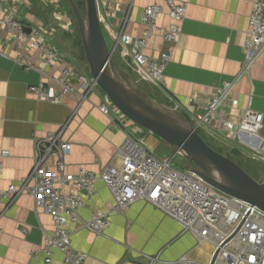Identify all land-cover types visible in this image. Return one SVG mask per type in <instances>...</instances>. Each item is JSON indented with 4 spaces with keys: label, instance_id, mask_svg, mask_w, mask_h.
<instances>
[{
    "label": "crops",
    "instance_id": "crops-1",
    "mask_svg": "<svg viewBox=\"0 0 264 264\" xmlns=\"http://www.w3.org/2000/svg\"><path fill=\"white\" fill-rule=\"evenodd\" d=\"M178 1L189 5L180 39L166 43L163 31H157L145 51L153 58L165 51L172 52V60L164 72V84L158 87L143 83V90L161 107L193 123L203 137L229 143V131L222 119L240 125L249 107L264 114V53L250 72L240 77L254 5L264 0ZM155 4L164 6L158 25L166 29L173 20L163 0H98L101 23L110 33V47L114 48L113 60L122 73L129 62L124 57L126 44L120 35L127 39L141 37L145 32L143 12ZM4 8L5 3L0 0V13ZM26 9L23 11L26 25L50 31L54 38L52 45L75 59L63 47L55 22L35 21L34 14H25ZM8 39L6 31L0 29V156L5 154L0 187L20 186L34 167L38 142L60 131L63 140L72 145L71 153L65 158L67 175H76L81 169L99 174L109 164L119 165L117 153L128 136L134 137L133 125L124 122L117 127L113 118L100 112L104 95L101 90L88 95L80 91L69 94L58 105L39 99L33 88L44 83L46 93L57 91L59 87L51 79L61 76L66 63L46 67L41 52L29 49L26 57L36 70L25 71ZM136 78L139 80L137 74ZM232 81H236L233 95L223 101L209 124L199 126L197 119L208 112L219 89ZM176 105L180 107L177 111ZM150 140L151 146H159L157 139ZM56 161L55 156L50 157L48 165L54 168ZM96 189L92 199L85 198L86 205L80 211L84 221H89L97 210L110 213L114 205L113 195L103 182L99 181ZM109 221L102 235L81 224L70 226L73 248L88 255L84 264H147L148 256L159 254L165 261L184 256L193 264L212 261L214 242L200 244L177 221L146 201L136 202L123 213L110 214ZM54 227L52 217L37 208L30 193L20 194L0 220V264H41L44 256L39 251ZM62 259L56 252L53 264H63Z\"/></svg>",
    "mask_w": 264,
    "mask_h": 264
},
{
    "label": "built area",
    "instance_id": "built-area-1",
    "mask_svg": "<svg viewBox=\"0 0 264 264\" xmlns=\"http://www.w3.org/2000/svg\"><path fill=\"white\" fill-rule=\"evenodd\" d=\"M1 1L5 3V8L0 13V29L6 31L8 40L15 46L17 62L25 71L36 70L26 57L29 49L41 52L46 67L66 63L61 76L51 79L58 85L57 91L46 93L44 83L33 88L39 99L58 105L69 94L80 91L88 95L100 90L90 73L84 71L76 59L52 45L54 38L50 31L26 25L23 11L30 3L28 0ZM163 2L173 20L168 28L159 27L158 21L165 9L155 4L143 12L145 32L141 37L127 39L124 34L120 35L126 44L124 57L134 65L139 82L158 87L164 84V72L172 60V52L165 51L158 58H153L145 51L157 31H163L166 43H176L180 39L189 6L178 0ZM263 53L264 1H260L254 5L250 18L240 77L250 72ZM235 84L236 81L227 82L219 89V95L209 105L208 112L197 119L199 126L210 123L223 101L233 95ZM175 108L177 111L180 107L176 105ZM99 110L113 118L117 127L124 122L134 124L105 94ZM221 121L229 131L230 143L241 142L257 154L264 153V138L259 134L264 129V114L249 107L240 125H235L231 119ZM71 151L72 145L63 140V131L39 141L34 167L21 185L11 184L5 189L0 187V220L24 192L34 197L38 209L52 217L55 227L46 235L39 251L44 256L41 264H53L56 252L62 255L63 264H84L88 255L73 248L70 226L81 224L96 235H102L110 225V214L123 213L138 201H146L160 209L177 221L184 232L193 234L200 244L214 242L213 257L219 253L215 264H264V212L211 186L187 167L177 168L173 163L174 157L159 158L144 140L130 135L117 153L119 165L109 164L99 174L81 169L76 175H67L65 158ZM176 154L180 155L179 151L176 150ZM53 156L57 158L54 168L48 165L49 158ZM4 157L5 154L0 156V182ZM99 181L110 190L114 205L110 213L97 210L89 221H84L80 211L86 205L85 198L92 199L96 194ZM23 231L26 233L27 229ZM146 259L147 264H193L186 256L176 261H165L160 254Z\"/></svg>",
    "mask_w": 264,
    "mask_h": 264
},
{
    "label": "water",
    "instance_id": "water-1",
    "mask_svg": "<svg viewBox=\"0 0 264 264\" xmlns=\"http://www.w3.org/2000/svg\"><path fill=\"white\" fill-rule=\"evenodd\" d=\"M86 1L84 18L69 0L81 34L90 74L112 104L134 124L175 148L187 168L223 193L250 203L264 212V179L257 181L235 161L214 150L190 121L143 97L118 70L102 28L98 0ZM30 33V29L27 30ZM217 253L210 264H215Z\"/></svg>",
    "mask_w": 264,
    "mask_h": 264
},
{
    "label": "rangeland",
    "instance_id": "rangeland-1",
    "mask_svg": "<svg viewBox=\"0 0 264 264\" xmlns=\"http://www.w3.org/2000/svg\"><path fill=\"white\" fill-rule=\"evenodd\" d=\"M30 3L26 9L27 15L34 14L35 21H54L55 27L59 30L60 37L63 38V47L65 50L71 51L72 55L78 60L79 63L84 64L87 71L90 73V69L86 60L83 42L81 38V34L79 31V27L77 21L75 19L73 9L70 5L69 0H28ZM78 5L83 17H86V1L85 0H74ZM24 21H27L26 15L24 16ZM60 26H62L60 28ZM103 33L111 45L110 33L104 29L103 25ZM127 64V63H126ZM125 72L121 73L126 78V80L133 85L139 93L158 104L153 98H150L143 90L141 82L136 78V70L133 69L132 64L129 62L126 66H124ZM119 70V69H118ZM87 72V73H88ZM91 75V74H90ZM138 76V74H137ZM148 89V88H147ZM160 106V104H158ZM264 126V122H263ZM133 128H135L134 137L137 140H144L148 147H150L155 155L159 158H171L174 157L173 163L179 169H184L187 167V162L180 155H175L176 149L170 148L167 143H165L162 139L154 136L149 131L143 129L138 125L133 124ZM261 137L264 138V129L259 133ZM137 135V136H136ZM151 138H155L159 141L158 147L151 146ZM206 142L217 152L227 156L228 158L235 161L238 165H240L246 172H248L254 179L257 181H262L264 179V153L257 154L255 150L250 149L248 147H244L241 144L234 142L235 144H231L223 142V141H213L205 137ZM150 140V141H149ZM255 147V145H254ZM251 147V148H254Z\"/></svg>",
    "mask_w": 264,
    "mask_h": 264
},
{
    "label": "trees",
    "instance_id": "trees-1",
    "mask_svg": "<svg viewBox=\"0 0 264 264\" xmlns=\"http://www.w3.org/2000/svg\"><path fill=\"white\" fill-rule=\"evenodd\" d=\"M201 135V134H200ZM202 136V135H201ZM203 137V136H202ZM204 138V137H203ZM205 139V138H204ZM208 143V142H207Z\"/></svg>",
    "mask_w": 264,
    "mask_h": 264
},
{
    "label": "bare ground",
    "instance_id": "bare-ground-1",
    "mask_svg": "<svg viewBox=\"0 0 264 264\" xmlns=\"http://www.w3.org/2000/svg\"><path fill=\"white\" fill-rule=\"evenodd\" d=\"M256 149H258V148H256Z\"/></svg>",
    "mask_w": 264,
    "mask_h": 264
}]
</instances>
